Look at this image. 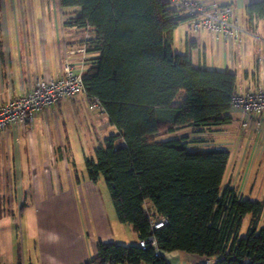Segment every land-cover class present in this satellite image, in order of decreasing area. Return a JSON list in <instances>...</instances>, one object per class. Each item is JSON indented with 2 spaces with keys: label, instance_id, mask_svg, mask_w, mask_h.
<instances>
[{
  "label": "trees",
  "instance_id": "1",
  "mask_svg": "<svg viewBox=\"0 0 264 264\" xmlns=\"http://www.w3.org/2000/svg\"><path fill=\"white\" fill-rule=\"evenodd\" d=\"M61 3L79 6L68 24L93 32L84 40L98 53L84 72L86 94L119 132L95 146L85 166L92 180L104 178L118 219L138 234L130 245L99 240L97 255L83 264H170L160 250L176 249L219 255L216 264H264V199L224 185L230 151L195 149L199 138L189 135L157 138L165 130L231 122L236 73L195 65L190 49L174 50L175 31L188 17L165 0ZM245 14L252 25L264 17V0L247 3ZM170 66L174 72L159 86ZM180 91L185 100L175 104ZM118 136L125 144L117 147ZM162 217L168 223L153 229ZM141 237H154L157 246L143 248Z\"/></svg>",
  "mask_w": 264,
  "mask_h": 264
},
{
  "label": "crops",
  "instance_id": "2",
  "mask_svg": "<svg viewBox=\"0 0 264 264\" xmlns=\"http://www.w3.org/2000/svg\"><path fill=\"white\" fill-rule=\"evenodd\" d=\"M200 1L210 8L235 7L241 25L247 28L242 33L250 36L227 42L206 29H191L186 20L175 31L174 50L190 49L195 65L230 69L236 73L237 81L239 74L242 77L237 86L239 91L264 87V17L252 25L245 14L246 4L253 0ZM78 14L79 8L63 6L61 0H0V106L9 98L29 92L37 77L62 74L66 52L83 45L86 34L93 33L90 28L67 23ZM248 41L254 53L251 59L247 55ZM238 53L239 67L236 65ZM97 54L88 52L83 66L78 54L70 57L77 70L82 67L86 70L90 59ZM174 70L173 66L168 67L158 85L165 83ZM185 97L186 93L180 91L173 102L181 104ZM62 101L58 102L57 111H52L50 106L38 111L29 126L20 121L10 122L5 131H0V260L3 223L6 229L15 231L18 228L16 210L27 227V255L18 257V262L21 260L23 264H83L97 255L99 240L125 243L127 236L132 234L135 243L138 240L132 225L118 219L101 177L94 181L87 169L73 168V153L68 145L66 153L62 144L57 146L55 141H48L49 136H38V132H34L39 125L53 119ZM64 105L69 111L75 109L78 119L83 117L85 131L92 128L119 133L102 105L93 107L86 93L69 97ZM231 112L233 119L229 123L202 129L186 126L181 128L186 130L182 135L199 138L192 142L195 149H228L230 157L234 153L240 162L235 159L228 178L225 172L224 185L230 184L243 195L249 190L256 194L255 199H264V188H257V179L251 185L252 174H258L261 166L264 167V113L244 112L233 107ZM55 125L59 127L57 122ZM58 140L61 142L62 136ZM66 140H70L69 136ZM93 152L84 153V156ZM260 158L263 163L255 172ZM237 168L239 174H236ZM262 171L264 173V168ZM40 202L44 210L41 215ZM10 241L16 244L17 238H10ZM160 252L170 264H195L204 257L179 249Z\"/></svg>",
  "mask_w": 264,
  "mask_h": 264
},
{
  "label": "built area",
  "instance_id": "3",
  "mask_svg": "<svg viewBox=\"0 0 264 264\" xmlns=\"http://www.w3.org/2000/svg\"><path fill=\"white\" fill-rule=\"evenodd\" d=\"M171 7L179 8L187 16L189 27L193 30L206 29L216 38L223 37L227 42L241 39L243 29L235 7L223 5L210 8L200 0H165ZM91 34H86V39ZM86 43L78 48L70 49L63 58V72L57 76L37 77L33 88L25 93L9 98L0 106V131H5L10 122H22L29 126L34 121L38 111L50 106L52 111H57L58 102L61 99L73 97L79 93H86L84 86V72L75 68L70 55L78 54L81 65L86 62ZM98 101L92 102V106H100ZM233 108L244 112L256 114L264 113V87H247L243 91L236 90L232 96ZM168 223L167 217H162L152 222V228L158 229ZM139 244L157 246L154 237H141ZM219 255H207L201 262L195 264H216Z\"/></svg>",
  "mask_w": 264,
  "mask_h": 264
},
{
  "label": "rangeland",
  "instance_id": "4",
  "mask_svg": "<svg viewBox=\"0 0 264 264\" xmlns=\"http://www.w3.org/2000/svg\"><path fill=\"white\" fill-rule=\"evenodd\" d=\"M70 8H79V6H70ZM240 26L243 29V32L247 31V28L241 25V21H240ZM250 35H247L245 33H242L241 35V39L243 38H248ZM89 38V37H88ZM240 39V40H241ZM86 40V38H85ZM178 47V44H177ZM247 55L252 58H254V53H253V49H252V45L251 43L248 41L247 44ZM176 51V50H175ZM239 53L236 56V65L237 67H239V63H240V57H239ZM241 76L238 74V83L241 81ZM68 98H64L62 103L60 104L61 109L60 111L53 117V119H49L48 123L46 124V121L44 122V125H39L37 130L34 132H38V136H49L48 137V141L49 142H54L56 143V145H63V149L66 151L67 153V149L65 148L67 145L69 146L68 148L72 150L73 156H72V160H71V165L73 168L76 169H81V170H86L85 168V156L84 153H89V152H93L94 150V145H96L97 143L99 144L100 142L98 139L105 141L111 134L112 132L110 130H96V129H90V131H85V127H86V123L83 119V117H79L80 119H78V114L76 112L75 109H72L71 111L67 110V107L64 105L65 102L67 101ZM93 112H96L95 110H93ZM99 116V115H97ZM65 120V122L63 121ZM55 122H57L59 124V127H57L55 125ZM52 126V127H51ZM32 129H30L31 131ZM184 132H186V130H178V131H174V132H170V131H161L157 134V138L158 139H170L173 137H178L182 134H184ZM60 136H62V141L59 142L58 139H60ZM67 136H69L70 140H66ZM65 139V140H64ZM125 144V139L123 137L118 136L114 142L115 146H122ZM235 150H232V152ZM239 158V157H238ZM235 159H237L235 157V154L233 153V155L230 157V165L227 167V170L230 168V170H228V172L226 171V175L225 178H228L229 175L233 172L234 169V163H235ZM237 162H240V158L237 159ZM263 163V159L261 160V158L258 160L257 164H256V169L255 172L259 169H257L260 165V163ZM63 164V163H62ZM238 165V164H237ZM263 165V164H262ZM239 167V166H238ZM264 168V167H263ZM262 166L261 169L259 171L258 174L254 173L252 174V180H251V185L255 182L256 180V186L259 189L261 186H263L264 188V173L263 171L261 172V170H263ZM239 168H237V172L236 174H239ZM242 170V169H241ZM231 172V173H230ZM229 173V174H228ZM257 177V178H256ZM101 180L107 189V185L105 183L104 178L101 176ZM255 193H250L249 190L248 192L244 195L246 197H251V198H255ZM263 197V195L261 196ZM147 204L152 205L151 200L147 201ZM27 208L29 210H31L30 206H27ZM39 214H43L44 210H43V204L40 202L39 203ZM16 218H17V226L18 228L15 231H12V229H6L5 228V222L3 223V231H2V242H1V249H2V253H1V264H18V257L23 258L24 255H27L25 253L26 250H28V240H27V227H26V222L23 221L20 217V212L18 210H16ZM249 220H250V215H247L244 219V223L242 225V229H241V235L245 234L248 225H249ZM35 223H37V221H35ZM43 222H41L42 224ZM30 224V222H29ZM131 228V227H130ZM42 230V229H41ZM34 233H36V229L34 230ZM17 238V242L12 243L10 241L11 239ZM127 240H125L126 242L124 244L130 245L135 243V235L132 234L131 236H127L126 238ZM138 241V240H137ZM23 260V259H22ZM129 264V263H127Z\"/></svg>",
  "mask_w": 264,
  "mask_h": 264
}]
</instances>
